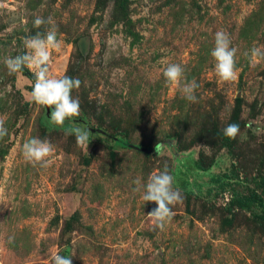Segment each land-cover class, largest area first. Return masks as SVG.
Returning <instances> with one entry per match:
<instances>
[{"label":"rangeland","instance_id":"obj_1","mask_svg":"<svg viewBox=\"0 0 264 264\" xmlns=\"http://www.w3.org/2000/svg\"><path fill=\"white\" fill-rule=\"evenodd\" d=\"M37 16L63 41L49 75L81 81L80 115L63 127L30 102L33 70L4 64L51 27L35 28ZM220 30L237 50L235 82L215 73ZM253 48L264 50V0H0V264L57 253L72 264H264V59L253 66ZM169 63L199 85L198 102L166 82ZM72 126L90 130L88 150ZM32 137L54 145L47 167L24 160ZM165 167L183 200L160 231L133 182Z\"/></svg>","mask_w":264,"mask_h":264},{"label":"clouds","instance_id":"obj_2","mask_svg":"<svg viewBox=\"0 0 264 264\" xmlns=\"http://www.w3.org/2000/svg\"><path fill=\"white\" fill-rule=\"evenodd\" d=\"M48 24L49 27L44 33L37 32L33 36L24 38L26 51L15 57H8L4 64L9 74L18 73L27 67L33 70L35 83L30 93V102L42 107L51 109L47 123L52 127H63L66 121H71L78 117L81 112L80 101L73 97V90L79 89L81 81L64 75L56 78L49 75L53 51H60L63 41L57 38V27L55 22L49 17L37 16L33 21V26L37 29L42 25ZM229 35L223 31H217L214 36V47L211 56L215 60V73L221 82H235L238 80L239 72L236 67V49L231 47ZM261 59H264V50L253 48L251 50L250 63L255 66ZM166 82L180 88L182 98L190 103L198 102L196 89L199 85L195 80L181 84L184 77V69L180 64L169 63L163 70ZM6 117H0V140L8 135L5 127ZM69 135H74L78 146L88 150L90 143V130L79 126H72L67 129ZM223 135L235 140L240 136V127L236 123H230L223 129ZM245 137H241L244 139ZM22 156L24 160L33 165L47 167L50 164V157L55 152V147L46 139L32 137L22 144ZM165 150V143H157L154 151L160 155ZM136 187L134 192L141 193V200L156 205L150 212L149 218L153 225L160 231L165 230L166 226L172 221L175 213L173 207L182 203V196L179 190L174 188V177L170 174L167 167L159 173L151 174L146 182L137 178L133 182ZM13 237H9L12 243ZM72 257L54 254L51 264H72Z\"/></svg>","mask_w":264,"mask_h":264},{"label":"trees","instance_id":"obj_3","mask_svg":"<svg viewBox=\"0 0 264 264\" xmlns=\"http://www.w3.org/2000/svg\"><path fill=\"white\" fill-rule=\"evenodd\" d=\"M22 74L28 76V72L26 70H22Z\"/></svg>","mask_w":264,"mask_h":264}]
</instances>
